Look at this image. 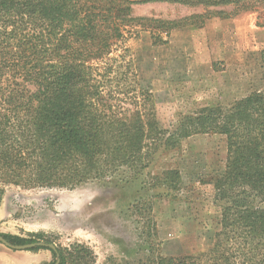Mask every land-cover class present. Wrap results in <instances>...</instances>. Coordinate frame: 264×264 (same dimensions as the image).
Wrapping results in <instances>:
<instances>
[{
  "label": "trees",
  "instance_id": "1",
  "mask_svg": "<svg viewBox=\"0 0 264 264\" xmlns=\"http://www.w3.org/2000/svg\"><path fill=\"white\" fill-rule=\"evenodd\" d=\"M150 2L203 13L174 21L134 16L135 5ZM249 2L0 0V186L75 190L99 182L140 187L143 193L150 187L155 199L175 198L181 172L153 175L158 161L193 136L221 135L227 143L225 170L209 181L221 208L213 246L183 256L153 252V201L142 198L134 208L144 220L149 254L137 264H264V90L229 108L184 116L170 131L161 130L151 93L132 89L129 65L119 66L121 57H112L137 26L168 34L213 18L229 19L235 13L228 8L252 10ZM131 92L134 96L126 99ZM123 102L134 106L125 108ZM29 234L0 235L14 246L53 243L46 234ZM48 250L50 264H94L96 259L82 244Z\"/></svg>",
  "mask_w": 264,
  "mask_h": 264
},
{
  "label": "rangeland",
  "instance_id": "2",
  "mask_svg": "<svg viewBox=\"0 0 264 264\" xmlns=\"http://www.w3.org/2000/svg\"><path fill=\"white\" fill-rule=\"evenodd\" d=\"M249 3L254 7L249 11L226 9L235 13L229 19L213 18L204 26L168 34L137 26L118 44L112 57H121L119 66L129 65L132 89L151 93L161 130L170 131L184 116L206 108H229L250 93L264 90V0ZM133 13L135 17L174 21L203 11L150 2L135 5ZM133 94L125 98L129 100ZM122 106L134 104L123 102ZM226 158V138L221 135L184 140L178 151L162 157L152 170L153 175L180 170L181 189L170 199H155L150 187L143 193L140 187L99 182L75 190L0 186V197L6 196L7 190L9 203L20 209L17 224L23 227L25 237L30 235L27 231L42 226L37 234H46L56 248L74 244L90 248L96 257L94 264H137L147 257L144 220L137 216L134 205L142 198L151 199L153 252L165 257L192 255L212 247L220 229L221 208L209 181L223 173ZM8 227L0 224V234ZM39 251L51 255L45 264L53 261L48 249Z\"/></svg>",
  "mask_w": 264,
  "mask_h": 264
},
{
  "label": "crops",
  "instance_id": "3",
  "mask_svg": "<svg viewBox=\"0 0 264 264\" xmlns=\"http://www.w3.org/2000/svg\"><path fill=\"white\" fill-rule=\"evenodd\" d=\"M5 194L6 196H4L0 202V224L4 226L8 225L9 227L8 231H3L2 234L25 237L21 234L23 227L17 224L18 217L20 216V209L9 203V193L7 190ZM38 229V231L35 229L27 232L39 233L42 226ZM50 260L51 255L47 252L39 251L33 253L31 251H12L0 244V264H45L49 263Z\"/></svg>",
  "mask_w": 264,
  "mask_h": 264
},
{
  "label": "water",
  "instance_id": "4",
  "mask_svg": "<svg viewBox=\"0 0 264 264\" xmlns=\"http://www.w3.org/2000/svg\"><path fill=\"white\" fill-rule=\"evenodd\" d=\"M0 243L13 251H31L32 249H36V248L50 249L54 252L56 251L55 245L47 244L44 242H37V243L27 244L23 246H14L8 243L1 235H0ZM55 264H60V260H57Z\"/></svg>",
  "mask_w": 264,
  "mask_h": 264
}]
</instances>
